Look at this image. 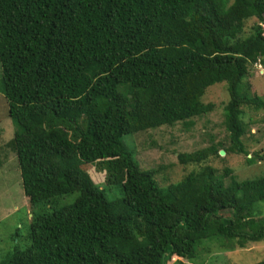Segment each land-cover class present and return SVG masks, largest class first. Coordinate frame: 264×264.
<instances>
[{
  "label": "trees",
  "instance_id": "16d2710c",
  "mask_svg": "<svg viewBox=\"0 0 264 264\" xmlns=\"http://www.w3.org/2000/svg\"><path fill=\"white\" fill-rule=\"evenodd\" d=\"M0 64L17 124L5 147L32 213L31 245L1 264H194L205 241L209 253L264 241V177L213 165L264 160L244 141L245 108L264 109L246 83L264 68V0H0ZM220 83L229 144L179 155L199 169L178 182L142 169L124 138L192 127Z\"/></svg>",
  "mask_w": 264,
  "mask_h": 264
},
{
  "label": "rangeland",
  "instance_id": "374dc122",
  "mask_svg": "<svg viewBox=\"0 0 264 264\" xmlns=\"http://www.w3.org/2000/svg\"><path fill=\"white\" fill-rule=\"evenodd\" d=\"M252 23L247 25V34L251 31ZM246 83L251 84V93L258 95L264 102V68L261 65L249 67ZM2 89L0 64V264L15 248L25 250L31 245L27 237L30 232L32 216L29 201L22 187L21 172L18 168L16 155L5 147L14 138L17 124L9 116V104L1 91ZM208 91L209 95L205 99L203 97L202 100L205 103H216L218 108L208 116L194 119L192 127L179 123L173 127H162L124 138L127 146L135 151V157L142 169H159L161 174L166 172V175L172 180L171 182H178L192 170L199 169L197 166L182 165L178 160L179 155L201 151L214 145V142L215 144L218 142L228 143L223 111L224 105L229 101L227 87L220 83L212 86ZM244 121L248 126L244 141L250 151H264V109L257 111L245 108ZM213 165L219 171L230 165L239 180L264 177V160L248 166L244 158L230 156L225 164L215 162ZM92 170L91 176L94 182L103 183L105 175L94 173ZM162 176L164 177V175ZM165 187L166 183L162 181L161 188ZM121 195V190L116 187L107 189L109 199L119 198ZM74 198L75 196H67L59 202L60 204L66 201L71 202ZM41 209L52 210L50 206H43ZM206 245L208 246L207 241L203 242L199 248L198 258L194 264H254L264 260V241L250 244L247 249H238L237 252L232 253L218 249L217 245L216 247L215 245L211 246L212 250L209 253L207 250L205 251ZM184 261L189 263L187 260Z\"/></svg>",
  "mask_w": 264,
  "mask_h": 264
},
{
  "label": "water",
  "instance_id": "95a60500",
  "mask_svg": "<svg viewBox=\"0 0 264 264\" xmlns=\"http://www.w3.org/2000/svg\"><path fill=\"white\" fill-rule=\"evenodd\" d=\"M220 154H221V156H225L226 153H225V151H222Z\"/></svg>",
  "mask_w": 264,
  "mask_h": 264
}]
</instances>
